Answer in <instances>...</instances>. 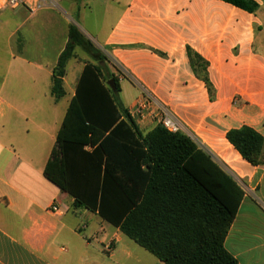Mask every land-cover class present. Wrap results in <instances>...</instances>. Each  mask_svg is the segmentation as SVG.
Masks as SVG:
<instances>
[{
	"label": "crops",
	"instance_id": "0c3cea01",
	"mask_svg": "<svg viewBox=\"0 0 264 264\" xmlns=\"http://www.w3.org/2000/svg\"><path fill=\"white\" fill-rule=\"evenodd\" d=\"M253 1L255 13L222 0L0 8V264H164L97 213L74 207L44 176L84 67L96 64L77 46L66 95L54 98L71 26L106 57L143 134L170 115L244 189L224 246L238 264H264V165H251L227 140L242 126L264 137V0Z\"/></svg>",
	"mask_w": 264,
	"mask_h": 264
},
{
	"label": "trees",
	"instance_id": "16d2710c",
	"mask_svg": "<svg viewBox=\"0 0 264 264\" xmlns=\"http://www.w3.org/2000/svg\"><path fill=\"white\" fill-rule=\"evenodd\" d=\"M222 1L249 13L258 8L253 0ZM77 46L96 64L84 67L45 178L74 207L97 213L164 264H238L224 243L244 189L182 132L158 125L143 134L106 57L75 26L53 71L54 98L66 95L63 79ZM227 140L251 165H264V137L256 130L231 129Z\"/></svg>",
	"mask_w": 264,
	"mask_h": 264
},
{
	"label": "built area",
	"instance_id": "2783aa9c",
	"mask_svg": "<svg viewBox=\"0 0 264 264\" xmlns=\"http://www.w3.org/2000/svg\"><path fill=\"white\" fill-rule=\"evenodd\" d=\"M62 1V0H57ZM24 0H0V8H15L22 5ZM148 103V100L144 99L141 105L144 108ZM161 125L166 128L168 131L175 133L180 130L179 124L168 114H165L161 118ZM54 211H57L56 207L53 208ZM112 246L108 245L106 250L109 252L111 251Z\"/></svg>",
	"mask_w": 264,
	"mask_h": 264
},
{
	"label": "water",
	"instance_id": "95a60500",
	"mask_svg": "<svg viewBox=\"0 0 264 264\" xmlns=\"http://www.w3.org/2000/svg\"><path fill=\"white\" fill-rule=\"evenodd\" d=\"M109 86L114 90V80H111V81L109 82Z\"/></svg>",
	"mask_w": 264,
	"mask_h": 264
},
{
	"label": "rangeland",
	"instance_id": "374dc122",
	"mask_svg": "<svg viewBox=\"0 0 264 264\" xmlns=\"http://www.w3.org/2000/svg\"><path fill=\"white\" fill-rule=\"evenodd\" d=\"M136 246V245H135ZM139 250L141 251V252H145L143 249H141V248H139ZM152 256V255H151Z\"/></svg>",
	"mask_w": 264,
	"mask_h": 264
}]
</instances>
